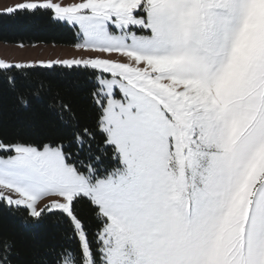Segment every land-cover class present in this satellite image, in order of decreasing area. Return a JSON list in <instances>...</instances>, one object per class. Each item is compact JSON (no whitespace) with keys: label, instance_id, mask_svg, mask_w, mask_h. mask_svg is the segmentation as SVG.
I'll list each match as a JSON object with an SVG mask.
<instances>
[{"label":"snow or ice","instance_id":"6c2138e0","mask_svg":"<svg viewBox=\"0 0 264 264\" xmlns=\"http://www.w3.org/2000/svg\"><path fill=\"white\" fill-rule=\"evenodd\" d=\"M0 16L88 54L0 59V264H264V0Z\"/></svg>","mask_w":264,"mask_h":264},{"label":"trees","instance_id":"16d2710c","mask_svg":"<svg viewBox=\"0 0 264 264\" xmlns=\"http://www.w3.org/2000/svg\"><path fill=\"white\" fill-rule=\"evenodd\" d=\"M0 41L4 42H45L55 44H71L76 41L75 34L66 28L51 27L39 21L22 18H10L0 16ZM36 71L44 73L45 70L37 66ZM7 227L19 231V224L12 220H6Z\"/></svg>","mask_w":264,"mask_h":264},{"label":"rangeland","instance_id":"374dc122","mask_svg":"<svg viewBox=\"0 0 264 264\" xmlns=\"http://www.w3.org/2000/svg\"><path fill=\"white\" fill-rule=\"evenodd\" d=\"M20 2V0H0V11ZM76 43V41L74 42ZM55 44L45 42H4L0 41V59L12 63H34L56 59H68L88 55L73 48V44ZM38 66V65H37Z\"/></svg>","mask_w":264,"mask_h":264}]
</instances>
